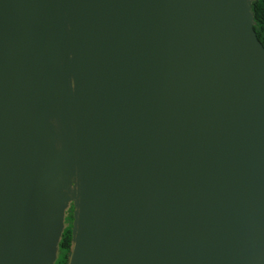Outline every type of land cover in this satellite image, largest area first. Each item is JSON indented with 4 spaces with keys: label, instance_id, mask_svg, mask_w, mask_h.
Wrapping results in <instances>:
<instances>
[{
    "label": "water",
    "instance_id": "95a60500",
    "mask_svg": "<svg viewBox=\"0 0 264 264\" xmlns=\"http://www.w3.org/2000/svg\"><path fill=\"white\" fill-rule=\"evenodd\" d=\"M250 1L0 0V264H264Z\"/></svg>",
    "mask_w": 264,
    "mask_h": 264
},
{
    "label": "trees",
    "instance_id": "16d2710c",
    "mask_svg": "<svg viewBox=\"0 0 264 264\" xmlns=\"http://www.w3.org/2000/svg\"><path fill=\"white\" fill-rule=\"evenodd\" d=\"M252 28L259 42L264 47V0H251ZM72 204L67 203L63 213V226L56 244L55 259L52 264H66L71 244Z\"/></svg>",
    "mask_w": 264,
    "mask_h": 264
}]
</instances>
